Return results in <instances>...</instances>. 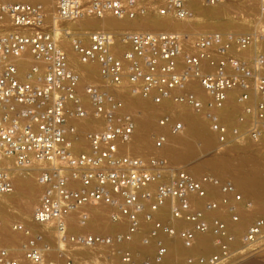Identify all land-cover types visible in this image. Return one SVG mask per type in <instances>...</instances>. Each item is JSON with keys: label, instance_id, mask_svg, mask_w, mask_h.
Instances as JSON below:
<instances>
[{"label": "built area", "instance_id": "obj_1", "mask_svg": "<svg viewBox=\"0 0 264 264\" xmlns=\"http://www.w3.org/2000/svg\"><path fill=\"white\" fill-rule=\"evenodd\" d=\"M191 1L53 0L50 27L39 3H0V197L14 191L5 160L32 171L40 189L31 217L39 230L0 220V264H80L83 250L103 251L106 264H163L164 239L189 248L205 234L216 253L180 256L173 264H230L264 245L262 217L250 216L239 238L229 228L239 224L240 208L252 210L232 182L173 169L156 152L126 151L136 124L119 98L130 94L161 108L152 133L156 151L185 129L181 112L202 120L220 149L264 148V0H202L206 7L255 5L259 29L242 34L62 26L145 15L192 23ZM70 57L96 68L98 81L82 83ZM225 110L234 112L232 123ZM96 206L107 208L114 231L74 232ZM7 232L19 237L18 250ZM137 248L152 252L139 259Z\"/></svg>", "mask_w": 264, "mask_h": 264}, {"label": "bare ground", "instance_id": "obj_2", "mask_svg": "<svg viewBox=\"0 0 264 264\" xmlns=\"http://www.w3.org/2000/svg\"><path fill=\"white\" fill-rule=\"evenodd\" d=\"M17 2L39 3L43 7L46 20L48 22L52 21L53 15L55 13V6H54L53 0H0V3H3V4L17 3ZM202 4H203L202 0H192L191 1L190 9H191V12L193 13V16L195 15L193 12L194 10L198 8L200 9L203 8ZM235 6L232 5L231 3L230 4L227 3V4L219 5L216 7H207L206 9H208V11L210 10L211 12H213L212 14L214 16V14L217 13L220 9L226 8V9H231L235 11L238 10L237 7ZM243 7H247L248 9H254L255 5H253L252 7L251 6L250 7L243 6ZM254 11L256 12V10ZM149 19H152V18H148L147 15H145L144 17H138L132 21L119 20V19H115L112 17L104 16L103 18H100V19L85 17L76 22H66V23L74 24L78 27L84 26L92 30H106V31H112V32H115L117 30L126 31V32H129V31H143V32L184 31L185 28H186V31L195 30L193 23L179 22V21H175L173 19L167 18V17H162L158 19L154 18L155 20H149ZM70 62L74 64L76 68H78L77 70L80 72L82 83L85 80L90 83L94 82L95 80H98L96 68L94 67L91 68L88 66H81L80 64L77 63V60L74 57L73 58L70 57ZM119 98L123 101L125 105V109L132 115L134 122L136 124L133 138L131 142L125 147L126 151H128L129 153L135 156H138V157H145L146 156L145 152H147V150H149L150 148V149H153V152H156L158 155L165 157L167 161L171 160L172 162L180 163V161H188L192 159L193 154H194L193 153L194 151L193 141L195 139H199L201 143H203V146L205 148L209 147L210 141L205 136V133L203 132V127L199 123H197V121L195 120V116L193 117V115L190 113L188 117H186L185 119H182L183 122L185 123V129L181 132V134L177 136H171L172 138L171 137L168 138V140L166 141V143L161 149L157 151L154 150L153 144H151L149 141L147 142L146 136L150 132L149 129L151 127V119L156 114L160 113L161 108L154 106L151 103L145 102L139 98H136L137 101L133 98L126 97V95H120ZM227 112L228 111L225 110L223 112V116L227 117ZM84 128H89V124L84 125L82 129ZM152 129L153 128H151V130ZM246 145H249V144H246ZM246 145L242 148H245V147L251 148L252 146L251 144H250L251 146L249 147ZM254 157L255 156L253 155L230 157L224 154L222 155L217 154V155H212L211 157H208L209 159L205 160L204 162H201L200 165L196 167L193 166L194 168H188L184 171L190 173L191 175L195 177L202 176L201 174H204V173L206 174L210 173L209 174L210 176L216 177L221 180L226 179V178L223 179V177L230 178L231 180L230 179H227V180L232 182V184L235 186L237 191L242 195L243 197L242 204H245L248 202V198H251L253 200L259 199V198L264 199V157H261L260 159H256ZM205 169L211 172L209 171L206 172ZM28 172L32 173V171H28ZM221 174H227V176L221 175ZM26 175L27 174H24V173L22 174L18 173L16 177H14L13 194L7 197L9 198L13 195L16 197V199L12 202L13 203L12 204L10 201L7 200V198H0V214L1 212L6 213V215H3L4 220H8L9 217H11L10 215H12V213H18L20 217H24V218L30 217L28 222L24 220H20L17 222L27 224L34 230H39V227L31 223V216H32L31 214L36 206L35 197H36L38 188L35 189L34 191H31L25 187V183H27V181L30 180L29 178H26ZM20 192L21 194L24 195V198H21L19 196ZM16 204L20 206L17 207ZM105 210H106L105 207L96 206V207L89 208L85 212L89 213L90 216L91 214L96 216L97 214H100L104 212ZM239 211L241 214L240 215L241 219H240L239 224H231L229 226L230 229L235 230V231H238L242 226H244L245 222L250 218V216L251 217L259 216V217L264 218V210H262L260 213L255 212V209L253 206H252L251 211L242 210L241 208ZM95 213L97 214L95 215ZM101 218L103 217L101 216ZM75 219L76 218L74 217V220ZM89 225L91 226V224ZM209 235L210 234L197 236L189 248L183 247L182 244L176 239H164L165 245L168 248L169 253L167 257L165 258V261L163 264H169L170 262L169 257L171 256V253L173 252L177 253L178 251H181V250L183 251L191 250L195 247L200 248V249L210 248L212 242H211ZM9 240H10V237H9ZM14 244L16 246V243ZM260 245L262 244H259V243L255 244V247H260ZM84 252L85 251H79L77 252V254L81 256V255L86 254Z\"/></svg>", "mask_w": 264, "mask_h": 264}, {"label": "rangeland", "instance_id": "obj_3", "mask_svg": "<svg viewBox=\"0 0 264 264\" xmlns=\"http://www.w3.org/2000/svg\"><path fill=\"white\" fill-rule=\"evenodd\" d=\"M27 3V2H25ZM227 4V3H226ZM230 4V3H228ZM232 5H236L235 7H237L238 10H231V9H220L217 13L214 14L213 16V12H211L210 10L208 11V9H206L207 7L202 4L203 8H198L196 10H194V16H193V26L195 27L194 33H203V32H212V31H219V32H224V33H235V34H242V33H249V32H256L259 29V25L256 22V12L254 9H248L247 7H243V5L241 4H234L231 3ZM243 8V9H242ZM244 10V11H243ZM219 14V15H217ZM148 18H152L149 20H155L154 18H162V17H158L155 15H147ZM48 17V16H47ZM144 17V16H143ZM48 26H51L50 22H47ZM64 28L67 29H71L73 27H77L80 28L78 31H91L92 29L86 28L84 26L82 27H78L74 24H68V23H64L62 25ZM72 30V29H71ZM56 31V29H55ZM186 31V28L185 30ZM115 32H122L121 30H117ZM129 32H135V31H129ZM262 48H264V43H262ZM74 65V64H73ZM75 66V65H74ZM98 80H95L94 82H97ZM84 83H90L87 82L86 80L84 81ZM126 97H130L133 98L137 101L136 97L130 94H125ZM136 113V112H135ZM161 115V112L156 114L152 119H151V127L149 129V133L146 136L147 142L149 141L151 144H153L152 142V133L155 129V125H156V120L157 118ZM190 115L189 112H181L178 113L177 116H179L181 119H185L186 117H188ZM194 117V115H193ZM234 112L228 111L227 112V117L226 120L230 123H232L234 121ZM195 120L197 121V123H199L202 127H203V132L205 133V136L209 139L210 141V145L208 148H205L203 146V143H201V141L199 139H195L193 141V147H194V151H193V157L192 159L188 160V161H180L179 162H172L171 160H168L169 164L171 165V167L173 169L176 170H186L188 168H194L193 166H198L201 164V162H204L205 160H208V157H211L212 155H226V156H230V157H238V156H255L254 158L256 159H260L261 157H264V148H256L253 145L251 146L246 145V146H251V148H242L245 145H242L241 147H232L230 149H220L215 141L213 136L210 134L207 126L204 124V122L202 120H200L199 118H197L195 116ZM153 125V126H152ZM151 128H153L151 130ZM170 138V137H169ZM172 138V137H171ZM154 147V146H153ZM152 151V152H151ZM146 156L148 157L153 153V149L147 150ZM211 155V156H210ZM235 155V156H234ZM6 161V160H5ZM4 161L5 165L11 167L13 169V173H14V177H16V175L18 173H24L27 174L26 178H29L30 180L27 181V183H25V187L31 191H34L35 189H37V193H36V197H35V205L38 202V194L40 193V189L39 187L36 185L35 182V176L34 174H32L31 172L28 171H22V170H18V169H14L13 163L10 160H7L6 162ZM186 167V168H185ZM206 172H208L209 170H206ZM18 172V173H17ZM211 172V171H209ZM210 173H204L201 175H209ZM221 175H225L227 176V174H221ZM222 177V176H221ZM226 178L230 179L228 177H223V179ZM231 180V179H230ZM21 198H24V195L21 194L19 195ZM0 198H7L8 201H10L11 203L16 199L15 196H11V197H0ZM251 201V202H250ZM253 201V202H252ZM248 202L252 203V206L255 209V212L260 213L262 210H264V199H251L248 198ZM13 204V203H12ZM17 207H19L20 205L16 204ZM16 207V208H17ZM252 209V208H251ZM97 213H95L96 215ZM3 215H6V213H2L0 214V220L3 221L4 223H8L9 220L10 221H20V220H24L27 221L30 219L29 218H24V217H20L18 215V213H12V215H10L11 217H9L8 220H4L3 219ZM32 215V214H31ZM14 218H13V217ZM92 216V217H91ZM89 222L86 224V228L81 227L83 224L81 223H77V225L75 224V226L73 227V231L74 232H88V233H97V234H110L111 232L114 231L113 229V225L111 226L109 223V219H108V210L106 208V210L100 214H97L96 216H94L93 214H91ZM99 216V218H98ZM101 216L103 218H101ZM32 217V216H31ZM259 217V216H258ZM100 219V220H99ZM103 219V220H102ZM103 221V222H102ZM91 224V226L89 225ZM93 225V226H92ZM96 225V226H94ZM103 225V226H102ZM244 230V226H242L236 233L237 237L239 238V236L243 233ZM7 234L8 237V241L10 246H13L17 249V244L19 243V237L13 236L10 233H5ZM210 239H211V247L208 249H200V248H193L191 250H181L178 251L177 253H175V255L170 259L169 264H173L174 262V258H178V257H183L184 255H192V256H196V255H206V256H210L214 253H216V248L214 246V241L211 235ZM12 238V239H11ZM11 242V243H10ZM16 243V246L15 244ZM235 248L236 249H241L240 244L238 243V240L235 244ZM18 250V249H17ZM250 250V251H249ZM253 250V251H251ZM84 255L79 256L77 254V258L80 259L79 263L80 264H106L107 257L105 255H103V251H93V252H89L86 250ZM146 251V252H145ZM136 252L139 255V259L145 258L147 256H149L152 252V250H144L141 251L140 249H136ZM251 253V254H249ZM94 257V258H93ZM85 260H83V259ZM115 260V259H114ZM173 260V262H172ZM117 260H115V264ZM230 264H264V245L260 246V247H251L248 250H246L244 252V254L239 257V255L235 256L234 261Z\"/></svg>", "mask_w": 264, "mask_h": 264}]
</instances>
